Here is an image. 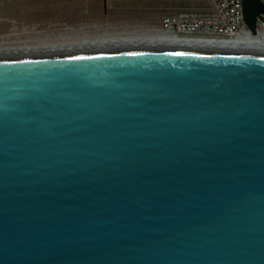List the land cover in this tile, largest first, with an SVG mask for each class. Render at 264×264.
Here are the masks:
<instances>
[{"label":"water","instance_id":"1","mask_svg":"<svg viewBox=\"0 0 264 264\" xmlns=\"http://www.w3.org/2000/svg\"><path fill=\"white\" fill-rule=\"evenodd\" d=\"M0 264H264V50L0 53Z\"/></svg>","mask_w":264,"mask_h":264},{"label":"rangeland","instance_id":"2","mask_svg":"<svg viewBox=\"0 0 264 264\" xmlns=\"http://www.w3.org/2000/svg\"><path fill=\"white\" fill-rule=\"evenodd\" d=\"M211 6V0H0V53L162 38L165 16Z\"/></svg>","mask_w":264,"mask_h":264},{"label":"built area","instance_id":"3","mask_svg":"<svg viewBox=\"0 0 264 264\" xmlns=\"http://www.w3.org/2000/svg\"><path fill=\"white\" fill-rule=\"evenodd\" d=\"M207 12H180L165 16L162 33L172 39H239L245 31L243 0H211Z\"/></svg>","mask_w":264,"mask_h":264},{"label":"bare ground","instance_id":"4","mask_svg":"<svg viewBox=\"0 0 264 264\" xmlns=\"http://www.w3.org/2000/svg\"><path fill=\"white\" fill-rule=\"evenodd\" d=\"M134 41L136 40V43H126L124 40L123 42L118 41H102V42H94L95 44H89V45H83L81 47H101V46H133V45H170V46H193V47H211V48H228V49H243V50H264V39L259 37H250L247 36L245 32L241 33V36L239 39L234 40H222V41H214V40H207V39H201V40H184V39H172L169 37H166L162 35L161 37H151V38H140V39H128ZM119 42V43H118ZM89 43V42H88ZM79 46V45H78ZM78 46H73L77 48ZM54 47V46H53ZM52 47V48H53ZM80 47V46H79ZM56 48V47H55ZM74 48V49H75ZM38 49L34 48L33 50ZM52 50V49H47ZM56 50H62V49H56ZM20 51H32L23 48V50H12L11 52H20ZM35 51H45V48H39V50Z\"/></svg>","mask_w":264,"mask_h":264},{"label":"trees","instance_id":"5","mask_svg":"<svg viewBox=\"0 0 264 264\" xmlns=\"http://www.w3.org/2000/svg\"><path fill=\"white\" fill-rule=\"evenodd\" d=\"M211 9H212V6H211Z\"/></svg>","mask_w":264,"mask_h":264}]
</instances>
